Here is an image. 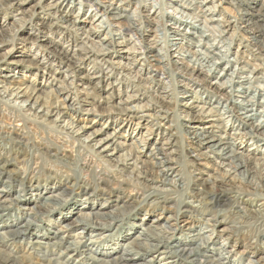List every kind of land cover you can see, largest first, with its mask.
Segmentation results:
<instances>
[{
	"label": "bare ground",
	"instance_id": "obj_1",
	"mask_svg": "<svg viewBox=\"0 0 264 264\" xmlns=\"http://www.w3.org/2000/svg\"><path fill=\"white\" fill-rule=\"evenodd\" d=\"M33 1L35 0H0V48L7 44H14L16 40L21 41L24 45H37L39 50L49 51L59 67L65 68L53 69L51 60L43 62V59L37 57V54L28 57L27 60H23L24 58L12 60L13 56H8L9 53H7L4 58L0 59V70L5 72H0V103L4 104L3 108L7 106L15 108L17 110L16 117L20 118L11 121L7 126L3 125L5 126L3 128L0 126V134L3 132L9 134L10 141L18 149L23 148L20 139L24 138L23 129L30 122L38 123L66 135L70 142L68 141L69 145H66L65 149L71 148L74 144L76 145L75 151L70 149L67 152L62 147L48 142H37L33 145L37 150H41L42 157L49 159L53 164L58 162L57 164L64 166L63 168L69 170L72 168L73 175L76 177L75 181H80L84 190L91 189L88 178L92 177L96 190H99L100 194L90 193L81 200L82 202H80V198L74 197L72 202L66 204L62 198L69 196L72 186L69 185L70 177H67L64 188L60 186L43 188V190H50L48 192L54 194L38 195L33 200L19 194L12 197V186L17 182V178L14 177L16 171L6 170L10 161L0 157V184L3 185L0 188V199L9 198L7 202L16 206L31 205L32 208L28 209L32 212L31 216L36 214L54 216L57 213L59 215L57 221L61 223V225H57L58 230L44 229L45 234H43L40 230L34 229V223L29 220L22 222L15 218L7 219L4 222L0 215V223H2L0 225L5 230L3 234H0V264H34L30 256L17 255L7 250L10 244H15L19 239L25 240L26 237L29 239L27 244L32 249L45 248L43 256H38L37 259L47 264H70L69 262L75 254L81 256L75 259L72 264H148L153 261V259L146 260V256L151 253L162 255L163 259H171L167 262L168 264H178L179 262L184 264H231V257L228 256L231 251L227 250L225 244L215 248V253L214 250H208L210 237L206 236L203 230L187 235V239H176L175 233L194 228V225L190 226L188 221L178 219L177 215L165 219L155 218L150 221L147 227L143 228L140 224L135 225V228L130 227L132 223L128 224L127 229H124L121 234L113 235V241L104 242L102 248L98 249L99 251H93L89 247V245H93L92 242H89V245L83 243L81 246L79 242H67L63 236H60L62 230L68 232L79 228L80 232L77 234H87V232L93 234L94 232L99 235L108 234L114 230L115 224L120 219L117 214L126 207L123 204L121 206L113 204L114 201H110L106 197H100L102 193L111 190L110 184L124 191L128 188L130 192H136L135 196L140 197L143 192L147 191L150 192L148 197L157 196L159 198H162L164 193H178L186 187L189 196H191L189 198L197 199L199 205L206 204L212 206L213 211L215 210L213 216L204 222L205 230L211 227L212 229L209 231L212 232L211 234H215V238L223 237L229 243L232 240V234L238 232L240 228H248L253 230L255 237L264 239V157L257 155H264V89L260 85H253V79L264 83V75L256 76L259 71H264V50L261 46V39L264 37V0H224L234 7H237L239 3H246L247 11L244 10L243 18L239 20L241 24L239 22L237 25H233L228 20L214 18L217 11L214 6H211L214 3L213 0H174L183 8L191 10L197 15L201 14L206 17L205 13H207L211 18L204 19V21L216 24L218 29L211 27V30L217 33L216 35L209 31L210 29L203 23H200L201 27L195 26V24L186 26V24L188 25L187 20L191 17L184 12H181L183 22L175 21L172 17L164 19V14L161 12V1L157 9H159L158 18L163 19L156 22L160 24L155 30L144 29V25L154 24L153 14L156 7L153 5L149 7L154 9L150 15L149 11L142 6L141 0L137 1L139 2L138 6L134 8V12L130 13L127 12V8L133 4V0H119L120 2L116 6L112 3L104 6L105 4H101L105 3L103 0H101L102 2L99 0H50V4L45 3L47 0H38L28 10L26 6ZM68 4H72V6L90 4V15L94 13L92 16L94 18L99 15L95 22L100 20V24L104 23L106 26L98 24L92 30L78 27L77 24H80V21L77 22L75 18L72 20V17L70 18V15L65 14L63 10ZM174 11L177 10L174 9ZM166 22L170 24L166 25ZM194 22L198 21L194 20ZM83 24L81 23V25ZM111 27L116 28L117 31H111ZM180 28L182 30H179ZM186 29L189 32H185ZM105 30H107L106 34L101 38V41L93 42V38L90 36L96 37ZM208 31L210 33L206 35ZM19 32L24 36H20ZM144 32H149L152 35L144 34ZM127 33L131 34L130 39H136V43L134 40L132 42L134 45L137 44L135 46H138L139 52L133 47L126 51L116 49L127 45L126 39L122 36ZM197 33L199 35H196ZM236 33H243L247 36L246 39L243 38L245 42L240 41L239 46L245 49L244 51L252 53L251 55L261 62L260 65H252L254 73L250 72L249 76H240L243 73L237 76L235 69L231 72V63L236 64V62L224 54H220V48L224 46H226V52H229V42L233 40ZM146 37H150L149 40ZM167 39L169 41L170 39L180 40L181 43L191 44L195 47H202L205 42L203 48L206 52L197 49L194 54L190 55L192 64L189 65L185 59L190 53L184 54L186 51L181 48V43L171 41L168 43ZM216 39L218 40L216 41ZM225 40L229 42H225ZM219 43L222 45L219 46ZM168 45L175 46L173 52L177 56L170 53ZM22 51H24V47ZM210 53L217 58L210 56ZM237 56L239 55H235L234 58ZM113 58L119 59V62H113ZM174 58L177 60H171ZM120 59L125 62H120ZM209 61L213 64H210ZM137 62L144 63L141 64L143 68L132 76L130 71ZM222 63H226V65L219 68L220 73L215 77L220 76V79L225 77V80L221 83H209L205 67L210 68L207 72L213 73ZM31 68L35 71L34 78L31 81L25 80L20 71L28 73ZM153 68L155 69L152 70ZM40 71H47V74L50 75L48 78L42 76L46 83L37 81ZM240 71L248 73L244 68ZM175 73L182 77L185 76L194 86L205 89L209 93L210 100L206 103L208 106L190 107L188 104H183L187 110L197 109L200 119L196 120L187 113L186 117L192 118L190 122L197 121L201 125L204 123L209 125L202 126L200 129L196 127L195 130L186 124H179L176 134L171 133L169 136L167 134V138H163L161 143H156L150 149L140 129L144 125V133L149 137L155 126L148 122L145 124V119L153 117L155 120H167L170 112H173V117L177 116L180 119L175 110L172 111V108H164L161 105V101L169 96L167 93L169 91L163 88L161 93L164 95H156L155 93L158 91L154 90L155 86L166 85L163 79L156 78L158 75L170 77ZM199 76L202 79H199ZM115 78H117L116 81L121 80L129 83L126 90L122 92L117 90L116 94H113L112 80ZM76 80L87 84L88 87L83 88L87 90L85 96L92 94L100 97V92L110 88L111 92L105 93L102 97L103 102L108 105L106 107L108 110H104L106 119L111 123L120 121V128L132 133L128 135V140H131L129 144L116 140L119 128L102 138L105 132L94 127L104 117L100 114L104 113H100L98 106L90 102L87 97L79 99ZM68 81L70 83H67ZM100 86L103 87V90ZM225 89H230V91L224 92ZM131 92L134 94H128ZM175 92L177 94V91ZM252 92L254 94H251ZM179 93L183 95V100L196 102L194 92L179 91ZM237 95L242 97L241 101L234 100ZM124 96L125 99H123ZM255 96H262V98L258 101L255 100ZM139 99L146 100V104L133 106L132 103ZM257 107L262 108L258 110ZM147 111H152L154 114H149L150 112L143 114ZM115 112H118L117 115L112 116ZM96 113L100 114L92 117L91 120L84 121L81 118L83 116L90 117ZM1 115L3 114L1 113ZM135 118L138 120L136 123H134ZM134 126H139L138 131ZM191 129L194 130L191 131ZM167 130H171V127L169 126ZM183 134L193 135L192 138L198 148L207 149L213 155L209 157L198 150L199 153L196 156L186 155L184 163L195 168L200 166L201 160H205L207 163H212L209 168L205 167L210 169L209 173L205 174L199 171L198 176L193 177L192 173L187 172L190 175L188 180H185L184 171L181 170L180 175L178 172L175 173L171 166L172 163L178 161L180 153L175 150L168 152L170 149H165V146L173 145V137L176 135L179 138ZM247 141H252L251 146L255 147L251 149L246 148L247 145L242 147L241 145ZM23 145L25 146V144ZM11 152L16 154L17 151L13 149ZM52 152L55 153V155L53 154L54 158L50 156ZM58 156L62 157L58 158ZM159 156L161 158L158 159ZM28 160H23L21 168L18 170H24L23 166L25 165L28 167ZM68 160L73 163L69 164ZM138 165L141 168H138ZM183 166H180L181 169L184 168ZM214 166L216 168H213ZM219 169L221 172L218 176H212L217 175ZM34 171L35 168H31L27 171L26 176L34 177ZM203 174L206 175L205 178H202ZM4 176H6L5 180H2ZM189 183L193 189L189 188ZM164 186H169L170 189L162 191L161 189L164 188L161 187ZM20 190L23 191V189ZM224 196H229L224 201L228 200L229 203L232 201V206H229L240 223L234 222L232 225L217 230L226 224L224 219L216 220L220 211L219 207H222L217 205V201ZM205 197H208L206 203H204ZM99 201L103 202L99 203V207H95L98 206ZM193 202L185 204L192 206ZM214 203L216 204L214 205ZM8 209L0 204V211ZM144 220L145 218L141 219V221ZM51 226H55V224H51ZM185 227L187 228L184 229ZM136 228H139V231ZM131 230L135 232L129 233ZM126 237L129 239L124 242ZM120 242L124 243L120 246ZM61 248L65 250L59 251ZM57 251H59L58 258H65L64 260L46 259L45 256L55 255ZM248 264H264V254Z\"/></svg>",
	"mask_w": 264,
	"mask_h": 264
},
{
	"label": "rangeland",
	"instance_id": "obj_2",
	"mask_svg": "<svg viewBox=\"0 0 264 264\" xmlns=\"http://www.w3.org/2000/svg\"><path fill=\"white\" fill-rule=\"evenodd\" d=\"M137 1L138 0H133V4L127 8L128 13L134 12V8H136V6H138V3H139ZM141 1H142V6H144L149 11L148 13L150 15L154 12V9H150L149 7L152 5L156 7L155 13L153 14L154 18H155L154 24H151L148 26L144 25V27H145L144 29L155 30L157 28V26H159L160 23H156V22H158L159 19H160V21L163 19V18H158L159 9H157V8H158L159 3L161 1V10H162L161 12L164 14V19L172 17L175 19V21L181 22L183 20V18L181 16V12H184L189 17H191L188 20L186 19L187 23H188V25L186 24V26H193V24H195V26L201 27L200 23H203V24H205L206 27H208L210 29L209 31H211L215 35L217 34L214 30H211V27L217 28L216 24L214 22L208 23V22L204 21V19L207 20V19L211 18L207 13H205L206 17L202 16L201 14L197 15V13H193V11H191V10L189 11V10L183 8V6L177 4L174 0H141ZM35 2H38V0H35L32 3L28 4L26 6V8L29 10ZM99 2H102V1L99 0ZM103 2H105V3H101V4H105L104 6H106V5L108 6V4H111V3L114 6H116L119 4L120 1L119 0H103ZM213 2L214 3L211 6H214L215 10L217 11V14L214 15L215 16L214 18H218L219 20H221V19L228 20V21L232 22L233 25H237V23L240 22L239 20L240 19L242 20V18H243L242 15L244 13V10L247 11V7H246L245 2L239 3L237 7H234L233 5L231 6L227 2H224V0H213ZM45 3L50 4V0H47ZM45 3H44V5H45ZM113 5H112V7H113ZM73 6H72V4H68V6L66 8H64L63 10L65 11V14L70 15V18L72 17L71 18L72 20L75 18L77 22L80 21L79 22L80 24H77L78 27L79 26L84 27V30H92L96 25L100 24V20H99V22H95L99 18V15L96 16L95 18L92 17L94 13H92L90 15V13H91L90 12V6H91L90 4H83V5L78 4V5H73ZM145 8H144V10H145ZM174 9L177 11H174ZM100 10H103V8H100ZM155 16H157V17H155ZM103 19H104V17H103ZM194 20L198 21V22H194ZM81 23H84V24L81 25ZM169 24L170 23L166 22V25H169ZM240 24H241V22H240ZM240 24H239V26H240ZM100 25L103 27L106 26V25H104V23L100 24ZM112 27H111V31H113V32H115V30L117 31L116 28H112ZM167 28H169V27H167ZM171 28H173V26H171ZM181 28L179 30H182ZM8 30H11V29H8ZM106 31L107 30L100 32L99 35L96 37H93V36H90V37L93 38V42H97V41L100 42L101 38H103L105 36ZM209 31L206 33V35H208L210 33ZM232 31H230V32H232ZM185 32H189V30L186 29ZM198 32H199V30H198ZM116 33L118 34L119 32H116ZM18 34L20 36H24L23 33L21 34L19 32ZM144 34L152 35L149 32H144ZM196 35H199V33H197ZM122 36L126 39L127 45L126 46L122 45L120 47H117L116 49H119V50L122 49L123 51H126V50H128V48L133 47V49H136V51L139 52L137 49L138 46H135L137 44L134 45V42L136 43V41H135L136 39L135 38L130 39L131 34L127 33V34H124ZM148 38H150V37H148ZM148 38H147V40H149ZM212 38L215 39L216 37H212ZM243 38L246 39L247 36L244 35L243 33H236L231 42L225 40V42H229V44H230L229 45V52H226V50H227L226 46L220 48L221 49L220 54H224V56H227L231 60L233 59L236 62V64L231 63V65H232V69H231L232 71L231 72H233V70L235 69V73L237 74V76L240 73H243V75H240V76H249V73L253 72L254 66H252V65H260L261 64V62L259 60H257L256 58H254L251 55L252 53H250L249 51H244L245 49H243L241 46H239L241 44V42H240L241 40L245 42V40H243ZM133 40H134V42H132ZM217 40L218 39H216V41ZM261 40H262L261 46H263V50H264V37H262ZM40 41H43V40H40ZM162 41H163V39H162ZM170 41L176 42V43H181L180 40L170 39ZM170 41H169V39H167L168 43ZM219 44H220L219 46L222 45L221 43H219ZM177 45H180V44H177ZM168 46L170 47L169 48L170 53L174 54L173 56H177V54L173 52L175 49V46H172V45H168ZM204 46H205V42H203L202 47H195L191 44L181 43V48L182 49L184 48L185 49L184 51H186V52H184V54L190 53L189 56L185 59V62L187 64L191 65L192 63H191L190 55L194 54V52L197 49L201 50L202 52H206L205 49L203 48ZM23 47H24V51H22ZM251 48H253V47H250V49ZM7 53H9L8 56H13L12 60L23 59V58H24L23 60H27L32 55L37 54V57H40L41 59H43L42 60L43 62H48V60H51V64L53 65V69L58 70V68H61V67H62V69L65 68L63 66L59 67L57 61H54V58H53V56H51L52 54L49 53V51H44L42 49L39 50V47L37 45H35V46H33L31 44L24 45L19 40L18 41L16 40L14 44H7L6 46L1 47L0 48V59L4 58V56ZM161 53H164V51H161ZM235 55H239V56L234 58ZM22 56H26L27 58L22 57ZM210 56H212L213 58H217V56L212 55L211 53H210ZM138 58H140V56H138ZM171 60H177V59L174 58ZM112 61L113 62H119V59L113 58ZM120 62L124 63L125 60L120 59ZM209 63L213 64V63H211V61H209ZM216 63H218V62H216ZM141 64H144V63H142V62L135 63V65L132 67V71H130V74L132 76L135 75V72L139 73V69L143 68V66H141ZM217 65L219 66V64H217ZM225 65H226V63L220 64V66L213 73L207 72V71H209L210 68L205 67V69H204L206 71L205 74H208L207 75L208 76L207 81L209 83H212V84L223 82L225 80L224 79L225 77L222 79H220V76L218 78H216V77L220 73L219 68L224 67ZM243 68L248 73L241 72L240 70ZM256 68H257V66H256ZM154 69L155 68H153L152 70H154ZM0 72L5 73L4 70H0ZM34 72H35L34 69L31 68L30 72L26 73V72L20 71V74L24 76L25 80L31 81L34 78V76H33ZM260 73H262V74H260ZM258 74L260 76H263L264 71H259L256 76H258ZM173 75L170 77H167V75H165V76L158 75V77H156V78L163 79V81L166 83V85L163 84L160 87L155 86L154 90L156 89L158 91V93H155L156 95H164V93H161L163 91V88L167 89L169 91V92H167L169 96L167 98H165L163 101H161V105L164 108H172V111L175 110L177 112L176 114L180 117V119H178L177 116L173 117V112H170L168 114L169 118L167 120H161V119L155 120L153 117L152 118H146L145 119L146 121L144 122L145 124H146V122H148V124L150 123V124L155 126L153 129L152 135L149 137H147L146 134L144 133L145 132L144 125H143L142 129H140V132H142V134H144V137L146 138V142H148L150 149L156 143H161L163 141V138H167L169 135H171V133L176 134L178 132L177 126L179 124H186L187 126L193 127L195 130H196V127H198L200 129V128H202V126L209 125L208 123H204V125H201L197 121L190 122V119H192L191 117H194V119H196V120L200 119L199 116L197 115V111H196L197 109H192V110L188 109L187 110V107L183 106V104H188V106H190V107H201L203 105L208 106L206 103L208 102V100H210V98H209V93L207 92V90L202 89V88L197 87V86H194L191 83V81H189L187 78H185V76L184 77L179 76L177 73H175ZM42 76H45L46 78H48L50 75L47 74V71H45V72L40 71V73H38V78H37V81L39 83H41V82L46 83V80H43ZM250 77H252V75H250ZM116 79L117 78L112 80L113 89H114L113 94H116L117 90H119L120 92H122L123 90H126V88H127L126 86L129 85V83L127 81L126 82L121 81V80L116 81ZM199 79H202V77L199 76ZM253 80H254V84H253L254 86L260 85V87L262 89H264V83H261L257 80L255 81V79H253ZM69 81H71V80H69ZM69 81L67 83H70ZM23 82L26 83L24 80H23ZM75 84H76L77 90L79 91V96H78L79 99L81 100V99L87 97L88 100H90V102H92L93 104L98 106V109H99L98 111L100 113H104V114L96 113L90 117L83 116L81 118L84 121H86V119L91 120V118L96 116V115H99V114L103 115L104 117H102V119L99 121V123L96 124V127H94L95 129L99 128V130L101 129L103 132H105V134L102 136V138L107 136V135L112 134V132H114L115 129L119 128L117 130L118 134L116 135L117 136L116 140L118 142H126L127 144H129L131 142V140H128V138H129L128 135L132 134V133L126 131V129H122V127L120 128V126H121L120 121H117V123H111L110 121H108V119H106L107 116H105L106 115L105 111L108 110L106 108V107H108V105L103 102L102 97L105 95V93L111 92L109 90L110 88H108V90H104V91L100 92V94H99L100 97H98V95L95 96L92 94L85 96V93L87 90H85L83 88L88 87L87 84H85V82H79L77 80H76ZM235 87H237V85H235ZM100 88H101V90H103V87L100 86ZM187 89L190 92H194V94L196 96V102L192 103L191 101L183 100V98H182L183 95H181L179 93V91L188 92V91H185ZM128 91H129V88H128ZM175 91H177L178 95L176 94ZM229 91H230V89H225L224 92L228 93ZM128 94L133 95L134 93L131 92ZM187 94H189V93H187ZM235 94H238V93H235ZM251 94H254V92H252ZM255 97H256L255 100H258V101L261 100V98H262V96H255ZM123 99H125V96L123 97ZM234 100L235 101H241L242 97L237 95L236 97H234ZM116 102H117V100H116ZM145 104H146V100H142V99H139V100L135 101L134 103H132L133 106L134 105L141 106V105H145ZM3 105L4 104L0 105V126H2V128L7 126V124H10L11 121H13L15 119L16 120L20 119V118L16 117L17 110L15 108H12L9 106L3 108ZM109 105L116 106L115 104H109ZM118 108H119V106H118ZM261 108L262 107H257L258 110H260ZM7 110H8V112H7ZM100 110H102V111H100ZM1 113L3 115H1ZM117 113L118 112H115L114 114H112V116L117 115ZM148 113L152 114V115L154 114L152 111H147L143 114H148ZM187 113H189V115L191 117H186L188 115ZM137 115H140V113H137ZM136 122H138V120L135 118L134 123H136ZM33 123H35V122H30L29 124H26V126L23 129L24 138L20 139L23 148L18 149L17 147H14L12 141H10L11 136L9 134L4 133V132L0 134V153L2 152L0 157H2L4 160L9 159V161H10L9 166H6V170H9V171L11 170L12 172L16 171L14 177L17 178V182H15L12 186V190H11L12 195L11 196L14 197V196L19 194L20 196H26V198H31L33 200V199H36L38 195L45 196V195H49V194H54L53 192H48L50 190H47V189L43 190V188L44 187L52 188L53 186H55V187L60 186L61 188H64V187H66L65 181H66L67 177H70L69 179H71L70 180L71 183L69 185L70 186L72 185V186L70 188V194H68L69 196L62 198L63 200L66 201V204H69L70 202H72L71 200L74 197L76 199L80 198L79 200H80V202H82L81 200L90 193L95 192V193H97L96 195L100 194L99 190H96V185L94 184L92 177H91V179L88 178V180H89L88 184L91 186V189L84 190V188L82 187V183L80 181H75L76 177L73 175L72 168L70 170L67 168H63L64 166L58 165L57 164L58 162H56V164L55 163L53 164V162H50L49 159L42 157L41 150H37V148L33 144H35L37 142H48V143L55 144L57 146L62 147L64 149V151H67V152L70 149L75 151L76 145L73 144L71 146V148L65 149V146L66 145L68 146L69 145L68 143L70 142L69 138H67L66 135L60 133L59 131H54L50 128L43 127L42 125H40L38 123H35V124H33ZM3 125H5V126H3ZM169 126L171 127V130H167V128H169ZM134 128L136 129V131H138L139 126H134ZM157 129H160V130H157ZM194 129H191V131ZM167 134H168V136H167ZM221 134L223 135L224 133L222 132ZM12 137H15V136H12ZM17 137H20V136H17ZM192 137H193V135L186 136L183 134V135L179 136V138H178L175 135L173 137V139H174V142H172L173 145L165 146V149H170L168 152H170L171 150H175L176 152L180 153L179 154L180 158H178V161L176 163H172L171 167L175 170V173L178 172L179 175H180L181 170L184 171L185 175H186L185 180L190 179V175L187 172L192 173L193 177H197L199 174V171H202L205 174L209 173L210 169H207V168H209L212 164V163H207V161H205V160H201L199 162L200 166H197L194 168V167H191V166L184 163L186 161V157H185L186 155H189L190 157L196 156L199 153V152H197L198 150L200 151V153L206 154L209 157L213 156L212 153L208 152L207 149L198 148L197 143L193 140ZM8 141L10 142V144ZM251 143H252V141L251 142L247 141L245 144H243L241 146L243 147V146L247 145L246 148H250V149L254 148L255 146H251ZM23 144H25V146ZM13 149L17 151L16 154H14V152H11V150H13ZM36 152H37V154H36ZM53 154L55 155L54 152H52L50 155V156H52V158H54ZM174 155H176V154H174ZM257 155L259 157L260 156L264 157V155H260V154H257ZM61 157L62 156H58V158H61ZM175 157H177V155ZM159 158H161V156H159L158 159ZM27 159H29L27 162L28 167H26V165H25V166H23V168L25 167L24 170H21V169L18 170L19 168H21L22 161L23 160L26 161ZM190 159H192V158H190ZM30 162L31 163L35 162V163L31 164ZM68 162H69V164L73 163V162H70L69 160H68ZM1 164H3V163H1ZM180 166H183L184 168L181 169ZM205 167H207V168H205ZM250 167H253V166H250ZM31 168H35L34 177L26 176L28 173L27 171L31 170ZM138 168H141V166L138 165ZM213 168H216V167L214 166ZM220 172L221 171L219 169V171H217V175L214 174L212 176L216 177V176H218V174ZM205 174L201 175V176H203L202 178L206 177ZM5 177L6 176H4L2 180H5ZM169 178H172V177H169ZM173 178L175 179V177H173ZM2 186L3 185L0 184V188H2ZM110 186H111V190L109 192L104 193V194L102 193V195H100V197L101 198L106 197L108 200L114 201L113 204L116 203L118 206H121V204H123V206L125 205L124 207H126L124 210H120V213L117 214V215H119L120 219H119V222H117L115 224L114 230H112L108 234L102 233L100 235L97 233H94V232H93V234H92V232H87V234H77L80 232V230H79V228H74L68 232H65L64 230H62L63 232L61 233L60 236H63L67 242H73V241L77 242V243L79 242L80 246L83 243H86L87 245H89V242H92L93 245H89V247L92 248L93 251L94 250L99 251L98 249L102 248L104 242L113 241V239H114L113 235H115V233L121 234L122 231H124V229H127L128 224L130 225L132 223V226H130L132 228H135V225L140 224V225H142L141 227L143 228V227H147L149 225L150 221L155 219V218H164L165 219L166 217L177 215L178 219L183 220V221H188L190 223L189 224L190 226L194 225L193 226L194 228H193V230H184L182 232L175 233L174 236L176 239L177 238H186L187 239V235L194 234V233L199 232L200 230H203L205 235L206 236L209 235V237H210L208 250L213 251L215 248H218L219 246H222L223 244H225V247L227 248V250L231 251V253L228 254V256L231 257V260H232L231 264H235V263L237 264V262H239V264H248L250 261L257 260L260 256H263V254H264V239L255 237V233L252 232L253 230H249L248 228H240V230H238V232L231 235L232 240L229 241V243H228V241L224 240L223 237H216L215 238V234H211L212 232L209 231L212 229L211 227H208V229L205 230L206 226H204V222H206V220L208 218L213 216L215 210L213 211L212 206H208L206 204L204 206L199 205V201L197 199L189 198L191 196H189V191H187L186 187L184 188L183 191H180L178 193H174V192L164 193V195H162V198H159L157 196L148 197L150 192H147V191L143 192V194H141L139 197V196H135L136 192L131 191L133 193L132 194L130 192V189H128L126 187H125L126 189L124 191V190H121L120 188L114 187V185H112V184H110ZM189 186H190L189 188L193 189L191 183H189ZM161 188H164V189H161L162 191L170 189L169 186H164ZM20 189H23V191H21ZM32 190H34V191H32ZM85 192H86V194H84ZM74 195H76V196H74ZM233 195L236 196L235 193H233ZM226 197H229V196H224L222 199L217 201V205H220L222 207H219V210H220L219 215L220 216L218 215L216 217V220L222 221L224 219V221H226V224L220 226L217 230H220L224 226L232 225L234 222L240 223V221H238V219L235 218V214L231 211V210H233V209H231L232 201L230 203L228 200L224 201V199ZM207 198L205 199L204 203H206L208 201ZM7 200H9V198H5V199L1 198L0 199V204L2 206L9 208L6 211H0L1 219L3 218L4 222H6L7 219L12 220L15 218L19 219L22 222H23V220H25V221L29 220L32 223H34L35 227H33V228L40 230V232H42L43 234H45L44 229H50L52 231L59 229V227L57 225H61V223H60V221H57V217H59V215L57 213L54 216H42L41 214L40 215L36 214L35 216H31L32 212L30 210H28V209L32 208L31 205H19V206L11 205L7 202ZM193 200H194V202H193ZM115 201H117V202H115ZM102 202L103 201H99L98 206L96 205L95 207H99V203H102ZM190 202H193L192 206H188L185 204V203H190ZM215 204L216 203H214V205ZM223 204H227V205H223ZM229 205H231V206H229ZM9 216H11V217H9ZM143 218H145V220L141 221V219H143ZM0 224H2V223H0ZM51 224H55V226H51ZM186 228L187 227H185L184 229H186ZM136 230L139 231V228H136ZM4 231H5L4 228H2V225H0V234H3ZM206 231H208V232H206ZM134 232L135 231H133V230L129 231V233H134ZM106 235H109V236L106 237ZM255 238H257V239H255ZM128 239H129V237H126V240H124V242L128 241ZM28 241H29V239H27V237L25 240L19 239L15 244H10V246L7 248V250H8V252H13L17 255L22 256L23 254H25V256H30L32 259V262L34 264H47L46 262L44 263L43 261L37 259L38 256L39 257L43 256L42 253H45V251H46L45 248H38V250H34L30 246H28V244H27ZM124 242H120V246ZM63 250H65V249L64 248L59 249V251H63ZM38 251H40L41 253H39ZM59 251H57L55 255L45 256L46 259L47 258L48 259L53 258V259H55L54 261L59 260V259L64 260L65 258L64 259L58 258ZM207 252H209V251H207ZM214 253H215V250H214ZM253 254L256 256H252ZM80 256H81L80 254H75V256H73L72 260L69 263L72 264L75 261V259H77ZM163 257L164 256L158 255L157 253H151V254H148L146 256V260L148 261L150 259H153V261L149 262L148 264H168L167 262L170 261L171 259H163ZM202 261H204V260L202 259ZM178 264H184V263L179 262Z\"/></svg>",
	"mask_w": 264,
	"mask_h": 264
}]
</instances>
